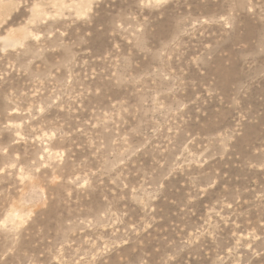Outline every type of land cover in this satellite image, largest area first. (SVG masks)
Listing matches in <instances>:
<instances>
[{"label": "rangeland", "instance_id": "obj_1", "mask_svg": "<svg viewBox=\"0 0 264 264\" xmlns=\"http://www.w3.org/2000/svg\"><path fill=\"white\" fill-rule=\"evenodd\" d=\"M0 264H264V0H0Z\"/></svg>", "mask_w": 264, "mask_h": 264}]
</instances>
